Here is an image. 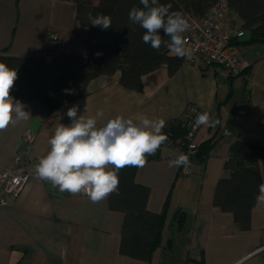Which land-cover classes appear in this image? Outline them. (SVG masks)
I'll list each match as a JSON object with an SVG mask.
<instances>
[{"label":"crops","instance_id":"1","mask_svg":"<svg viewBox=\"0 0 264 264\" xmlns=\"http://www.w3.org/2000/svg\"><path fill=\"white\" fill-rule=\"evenodd\" d=\"M86 39L87 28L77 20L72 0H0V54H83ZM234 47L248 66L232 78L221 77L217 67L201 60L184 61L172 74L166 65L145 73L141 90L121 85L119 72L99 75L89 81L85 95L56 113L38 100L20 101L30 116L0 130V168L31 129V175L14 202L0 206V264H264V248L259 249L264 246V203L253 206L246 230L236 226L231 212L212 204L217 180L228 174L224 162L230 144L235 139L264 143V44ZM187 103L219 121L215 127L199 126L197 142L212 135L216 141L206 160L193 162L185 175L168 166L182 153L177 140L137 167L135 180L150 188L147 207L160 211L168 199L160 243L149 261L119 252L123 212L111 209L107 198L93 203L36 177L35 164L49 151L56 126L71 123L66 113L73 105L78 116L95 117L101 127L117 115L137 123L143 117L167 122ZM98 111L103 116L97 117ZM248 162L257 164L264 183V158Z\"/></svg>","mask_w":264,"mask_h":264},{"label":"trees","instance_id":"2","mask_svg":"<svg viewBox=\"0 0 264 264\" xmlns=\"http://www.w3.org/2000/svg\"><path fill=\"white\" fill-rule=\"evenodd\" d=\"M72 1L75 3L77 20L87 28L86 49L83 54L76 51L44 55L0 54V62L18 71V78L10 93L17 100H38L50 113H56L68 102L85 95L89 81L99 75L119 72L118 82L121 85L141 90V78L145 73L166 65L168 72L172 74L184 62V58L172 54L163 43L157 51L143 42L145 30L129 20L133 7L144 8L140 0ZM149 2L151 4V0ZM158 2L162 5L171 4L170 12L202 16L216 0ZM228 4L239 18L237 23L244 30V35L234 39L232 45L264 44V0H228ZM89 13L94 17L97 14L109 16L111 27L103 29L92 26L88 20ZM158 34L162 40L170 42V37L164 36L163 30ZM185 108L179 117L165 123L162 129L168 136L165 143L177 140L182 153L189 156L190 163L203 162L210 155L216 139L212 135L198 143L197 148L189 153L184 136ZM159 150L154 155H148L146 160L153 158ZM259 158H264V143L235 139L229 146V155L224 162L228 174L221 176L214 187L212 204L222 211L231 212L236 226L241 230L251 226V211L257 202L262 182L257 164L248 162V159L255 162ZM180 168L181 166L178 173ZM136 169L137 167L126 166L119 170L118 189L107 197V203L111 209L123 212L119 252L149 261L160 243L168 199L162 210H150L147 207L150 188L135 180ZM176 217L180 226L181 213L176 214Z\"/></svg>","mask_w":264,"mask_h":264},{"label":"clouds","instance_id":"3","mask_svg":"<svg viewBox=\"0 0 264 264\" xmlns=\"http://www.w3.org/2000/svg\"><path fill=\"white\" fill-rule=\"evenodd\" d=\"M143 9L133 7L129 20L145 30L142 40L159 50L162 43L178 57L190 55L186 47L187 41L183 33L189 24L179 11H172L171 4L162 5L158 0H140ZM90 24L94 27L108 29L111 19L104 14L88 15ZM163 30L164 36L170 37V42L162 40L158 33ZM18 78L17 69L0 62V130L9 125L29 119L30 113L25 105L15 100L11 95L15 81ZM71 123H59L52 137L48 140L50 149L46 155L39 158L35 164L36 177L47 181L61 192L70 194H85L97 203L116 192L119 185L118 172L126 166L142 168L148 155H154L168 136L162 132L165 127L163 119L151 120L143 117L134 122L131 118L117 115L97 127L95 117L78 116V105L67 110ZM103 116L102 111L96 113ZM219 123L213 120L208 112L200 113L195 119L194 127L208 125L215 127ZM189 156L181 153L169 161V167L188 166ZM258 203H264V183L259 185Z\"/></svg>","mask_w":264,"mask_h":264},{"label":"built area","instance_id":"4","mask_svg":"<svg viewBox=\"0 0 264 264\" xmlns=\"http://www.w3.org/2000/svg\"><path fill=\"white\" fill-rule=\"evenodd\" d=\"M182 16L189 24L188 30L182 34L187 41L186 47L190 49V55L183 57L184 61L201 60L205 65L217 67L220 76L226 79L243 72L247 64L231 42L243 36L244 30L237 23V17L232 12L228 0H216L202 16L188 13H182ZM53 39L57 40V36L54 35ZM200 113L204 111L197 105L192 103L186 105L184 136L189 153L198 145L196 133L199 127H194V124ZM34 138V131L26 129L11 160L5 167L0 168V206L11 205L29 180L31 162L28 153ZM191 164L181 166L179 173H189ZM261 248L264 246L259 249Z\"/></svg>","mask_w":264,"mask_h":264},{"label":"rangeland","instance_id":"5","mask_svg":"<svg viewBox=\"0 0 264 264\" xmlns=\"http://www.w3.org/2000/svg\"><path fill=\"white\" fill-rule=\"evenodd\" d=\"M239 20V18H237ZM181 175H185V174H181Z\"/></svg>","mask_w":264,"mask_h":264},{"label":"water","instance_id":"6","mask_svg":"<svg viewBox=\"0 0 264 264\" xmlns=\"http://www.w3.org/2000/svg\"><path fill=\"white\" fill-rule=\"evenodd\" d=\"M55 46H57V45H55Z\"/></svg>","mask_w":264,"mask_h":264}]
</instances>
